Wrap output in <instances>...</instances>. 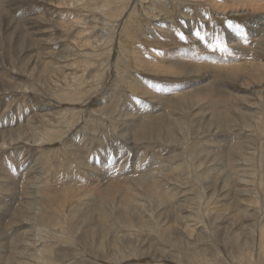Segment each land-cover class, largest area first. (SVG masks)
I'll return each instance as SVG.
<instances>
[{"label": "rangeland", "instance_id": "rangeland-1", "mask_svg": "<svg viewBox=\"0 0 264 264\" xmlns=\"http://www.w3.org/2000/svg\"><path fill=\"white\" fill-rule=\"evenodd\" d=\"M251 3L0 0V264H264Z\"/></svg>", "mask_w": 264, "mask_h": 264}, {"label": "bare ground", "instance_id": "bare-ground-1", "mask_svg": "<svg viewBox=\"0 0 264 264\" xmlns=\"http://www.w3.org/2000/svg\"><path fill=\"white\" fill-rule=\"evenodd\" d=\"M10 1H12V0H10ZM15 1V0H14ZM51 1V0H50ZM226 1V0H225ZM237 2V1H236ZM258 2H260V1H258ZM17 3V2H16ZM228 3H230V2H228ZM235 3V2H234ZM253 3H254V0H253ZM253 3H251V6H255L257 3H255V4H253ZM210 4V3H209ZM261 4H262V2H261ZM263 5V4H262ZM229 6V5H228ZM230 7V6H229ZM221 9V8H220ZM255 9V8H254ZM257 10H258V8H256ZM253 10V9H252ZM251 10V11H252ZM256 10V11H257ZM104 11V10H103ZM139 11V10H138ZM142 11V10H141ZM235 11H236V9H235ZM261 11V10H260ZM243 12V11H242ZM249 12V11H248ZM258 12V11H257ZM262 12V11H261ZM138 13H140V11L138 12ZM142 13H144V12H142ZM241 13V12H240ZM4 14V13H3ZM224 14V13H223ZM229 14V13H228ZM233 14V13H232ZM247 14V13H246ZM5 15V14H4ZM140 15V14H139ZM143 15H145V13L143 14ZM20 16V15H19ZM148 16V15H147ZM235 16V15H234ZM253 16H254V13H253ZM259 16V15H258ZM7 17H9V16H7ZM25 17V16H24ZM36 17V16H35ZM84 17V16H83ZM150 17V16H149ZM158 17V16H157ZM167 17V16H166ZM250 17V16H249ZM261 17V16H260ZM162 18H165V17H162ZM154 19V18H153ZM155 19H157V18H155ZM160 19H161V17H160ZM256 19V18H255ZM3 20V19H2ZM168 20V19H167ZM104 21V20H103ZM4 22V21H3ZM14 22H17L15 19H13V21H12V23H14ZM5 23V22H4ZM11 23V22H10ZM19 23V22H18ZM25 23H28V20L26 19V22ZM13 26V25H12ZM19 26V25H18ZM263 26H264V24H263ZM9 27H11V26H9ZM33 27V26H32ZM31 27V28H32ZM23 28V27H22ZM258 28H260V27H258ZM263 28V27H262ZM21 29V28H20ZM117 29V28H116ZM252 29V28H251ZM252 32L251 33H253V32H256V31H253V30H251ZM12 32V31H11ZM152 33V32H151ZM250 35V34H249ZM22 36V35H21ZM26 36V35H25ZM243 36H245V35H243ZM165 37V36H164ZM246 39H248L249 37L247 36V37H245ZM263 41H264V39H263ZM21 42V41H20ZM143 42V41H142ZM22 46V45H21ZM8 47V46H7ZM28 47V46H27ZM6 51V50H5ZM28 51V50H27ZM29 52V51H28ZM28 54V53H27ZM67 56V55H66ZM173 56V55H172ZM177 57H179V56H177ZM21 58V57H20ZM169 58V57H168ZM26 60V59H25ZM175 60V59H174ZM23 61V60H22ZM169 61V60H168ZM33 68V67H32ZM141 70V69H140ZM166 70V69H165ZM38 72V71H37ZM159 81V80H158ZM138 82V81H137ZM7 84H8V82H7ZM60 84V83H59ZM3 87V86H2ZM4 88V87H3ZM2 89V88H1ZM21 91V90H20ZM166 93V92H165ZM58 98V97H57ZM155 103V102H154ZM159 107V106H158ZM48 111V110H47ZM62 112V111H61ZM71 113V112H70ZM41 114V113H40ZM48 114V113H47ZM142 114H144L143 112H142ZM45 115V114H44ZM44 115H42V116H44ZM220 117V116H219ZM43 118V117H42ZM46 118V117H45ZM216 118V117H215ZM63 119V118H62ZM37 120V119H36ZM67 120V119H66ZM217 121V120H216ZM66 122V121H65ZM45 123V122H44ZM60 125V124H59ZM259 125V124H258ZM183 128V127H182ZM166 129V128H165ZM66 130V129H65ZM145 130V129H144ZM43 131V130H42ZM60 131V130H59ZM58 132V131H57ZM155 132V131H154ZM59 133V132H58ZM163 139V138H162ZM161 141V140H160ZM18 142V141H17ZM163 143V142H162ZM14 144V143H13ZM69 145V144H68ZM148 186V185H147ZM149 187V186H148ZM98 194V193H97ZM65 195H66V193H65ZM150 195V194H149ZM249 195V194H248ZM67 205V204H66ZM131 206V205H130ZM40 207V206H39ZM38 208V207H37ZM191 213V212H190ZM192 215H193V213L190 215V218L192 217ZM25 217V216H24ZM92 218V217H91ZM70 219V218H69ZM188 220V219H187ZM190 220V219H189ZM133 221V220H132ZM190 221H192V220H190ZM132 223V226H134L133 224H134V222H131ZM95 224V223H94ZM138 227V226H137ZM170 230V229H169ZM160 233V232H159ZM139 235V234H138ZM141 244V243H140ZM1 245H3L4 246V244H3V242H2V244ZM5 247V246H4ZM50 248V247H49ZM55 248V247H54ZM0 249H1V246H0ZM43 249V248H42ZM47 249V248H46ZM48 250V249H47ZM7 252V251H6ZM54 252V251H53ZM40 253V252H39ZM44 253V252H43ZM49 253V252H48ZM51 253V252H50ZM54 254V253H53ZM41 255V254H40ZM40 255H38V256H40ZM50 255V254H49ZM45 256H46V253H45ZM49 257V256H48ZM124 257V256H123ZM169 257V256H168ZM40 258H42V257H40ZM45 258V257H44ZM44 258H42V259H44ZM47 258V257H46ZM170 258V257H169ZM234 258V257H233ZM161 260H163L162 258H161ZM46 262V261H45ZM44 262V263H45ZM118 263V262H117ZM159 264V263H158Z\"/></svg>", "mask_w": 264, "mask_h": 264}, {"label": "snow or ice", "instance_id": "snow-or-ice-1", "mask_svg": "<svg viewBox=\"0 0 264 264\" xmlns=\"http://www.w3.org/2000/svg\"><path fill=\"white\" fill-rule=\"evenodd\" d=\"M229 26H231V22H229Z\"/></svg>", "mask_w": 264, "mask_h": 264}]
</instances>
